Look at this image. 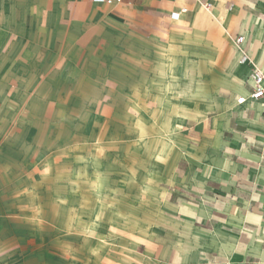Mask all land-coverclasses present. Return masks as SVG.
Instances as JSON below:
<instances>
[{
    "label": "rangeland",
    "instance_id": "374dc122",
    "mask_svg": "<svg viewBox=\"0 0 264 264\" xmlns=\"http://www.w3.org/2000/svg\"><path fill=\"white\" fill-rule=\"evenodd\" d=\"M97 27L112 37L98 36L90 82L87 73L69 82L64 69L49 79L53 69L44 68L17 94V84L5 83L14 68L0 67V152L7 145L21 156L17 183L25 209H36L42 223L38 246L49 264H101L103 255L121 253L133 263L153 258L174 225L160 185L184 154L187 118L180 113L204 118L207 101L228 95L234 72L226 19L211 24L207 35L175 42L179 52L137 51L134 37ZM12 39L0 36V58ZM157 56L166 68L155 67ZM19 70L31 76L30 68ZM44 79L52 83L45 86Z\"/></svg>",
    "mask_w": 264,
    "mask_h": 264
},
{
    "label": "crops",
    "instance_id": "0c3cea01",
    "mask_svg": "<svg viewBox=\"0 0 264 264\" xmlns=\"http://www.w3.org/2000/svg\"><path fill=\"white\" fill-rule=\"evenodd\" d=\"M208 3L204 7L200 0H0L2 28L13 26L0 29V36L14 38L0 67L14 68L5 83L17 84V94L22 83L27 89L35 84L44 68L53 69L47 73L49 79L59 75L58 69L69 74V82L87 79V74L89 82L91 74L95 79L91 68L97 62L98 36L112 37L97 26L134 37L137 51L151 47L158 52H179L175 42L207 35L205 30L222 20L230 27L234 72L228 95L216 104L207 101L204 118L180 113L187 118L184 154L171 163L160 185L174 222L169 237L160 241L152 259L133 263L122 253L106 254L101 264H264V95L249 97L252 68L264 76V0ZM238 35L244 38L245 62L234 43ZM156 59L158 70L166 68L159 56ZM28 68L31 76L21 75L19 69ZM49 79L42 84L50 85ZM239 96L246 97L245 102L238 103ZM20 163L18 150L5 145L0 152V261L49 264L38 246L42 240L36 230L42 223L36 209H25L24 188L17 183L22 179Z\"/></svg>",
    "mask_w": 264,
    "mask_h": 264
},
{
    "label": "built area",
    "instance_id": "2783aa9c",
    "mask_svg": "<svg viewBox=\"0 0 264 264\" xmlns=\"http://www.w3.org/2000/svg\"><path fill=\"white\" fill-rule=\"evenodd\" d=\"M201 5L204 7H208L210 4L208 3V0H200ZM226 8L229 9L231 7V4L227 2L225 4ZM177 13H173V16H177ZM243 36L238 35L234 39L235 46L241 50V57L240 61L245 62L248 60V56L246 53H244V50L241 48V45L243 43ZM250 80H251V91L249 94V97L251 99H258L264 95V76L262 72L258 68H252L251 73H250ZM246 97L244 96H239L237 98L238 103H243L245 102Z\"/></svg>",
    "mask_w": 264,
    "mask_h": 264
}]
</instances>
